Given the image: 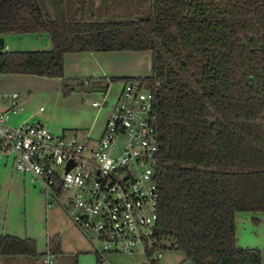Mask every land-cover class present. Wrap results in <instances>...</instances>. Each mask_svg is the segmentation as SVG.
<instances>
[{"label": "trees", "instance_id": "1", "mask_svg": "<svg viewBox=\"0 0 264 264\" xmlns=\"http://www.w3.org/2000/svg\"><path fill=\"white\" fill-rule=\"evenodd\" d=\"M145 1V18L67 21L44 0H0V37L46 33L53 45L0 50V75L63 78L66 53L152 52V76L110 82L142 79L156 94V241L194 264H263L260 249L238 246L236 215L264 213V0ZM48 252L62 253L59 237ZM17 256L38 258L36 242L0 236V258Z\"/></svg>", "mask_w": 264, "mask_h": 264}, {"label": "built area", "instance_id": "2", "mask_svg": "<svg viewBox=\"0 0 264 264\" xmlns=\"http://www.w3.org/2000/svg\"><path fill=\"white\" fill-rule=\"evenodd\" d=\"M107 92L101 90L94 107L105 106ZM23 109L18 93L4 94L0 152L13 159L16 171L63 207L96 257L105 261L113 254L132 260L128 264H160L164 246L154 237L161 202L155 92L142 79L123 81L99 137L88 131L55 135L41 122L12 125L11 117ZM136 256L141 260L133 261ZM54 257L48 252L43 263L54 264Z\"/></svg>", "mask_w": 264, "mask_h": 264}, {"label": "crops", "instance_id": "3", "mask_svg": "<svg viewBox=\"0 0 264 264\" xmlns=\"http://www.w3.org/2000/svg\"><path fill=\"white\" fill-rule=\"evenodd\" d=\"M78 2L81 3L82 0ZM103 2L114 1L85 0L87 5L97 8ZM123 2L129 6L127 0H116L115 4L122 8ZM84 17L95 20L94 16ZM3 38L7 51H25L20 50L19 46H14V41L19 45L44 41L46 49L51 50L53 47L50 37L45 34L28 37L12 34ZM8 38L12 48L8 45ZM64 61L63 78L0 75V107H3L4 94L18 93L24 108L11 117L12 125L41 122L55 135L73 130L88 131L93 137H99L123 87L121 81H110L114 78H145L153 74V54L150 51L71 52L65 54ZM86 80H90L89 85L85 84ZM107 83V103L101 108L94 107L93 102L101 99V90H104L101 86ZM65 84L75 87L68 95L64 94ZM90 88L92 92L88 91ZM50 204V198L42 193L39 184L29 176L18 173L13 159L0 152V236L32 239L38 249V258L25 257L17 261L14 257H2L0 264H35L34 261L41 263L48 253L49 239L55 236L59 237L62 249V253L55 257H58V264H64L65 257L70 255V227L63 228L57 211L49 209ZM256 221L259 226L263 224L260 218H255L254 222ZM75 252L76 264L98 262L92 250H81L78 247ZM102 264L111 263L106 258Z\"/></svg>", "mask_w": 264, "mask_h": 264}, {"label": "rangeland", "instance_id": "4", "mask_svg": "<svg viewBox=\"0 0 264 264\" xmlns=\"http://www.w3.org/2000/svg\"><path fill=\"white\" fill-rule=\"evenodd\" d=\"M113 3L111 2H103V4L97 8L96 6H89L85 3V0L82 2H78V0H44V6L52 12V14L60 19L67 21L74 20H83L85 17L94 16L97 21H111V20H136L140 18H145L150 15L151 11V2L145 1L140 2V0H127L129 6L125 5L123 2V7L118 8L115 4L116 0ZM125 1V0H124ZM92 4V3H91ZM42 34V33H41ZM47 35L46 33H43ZM29 35L33 34H21ZM35 35V34H34ZM8 45L11 47L10 40H7ZM14 46L21 47L20 50L25 51H45L47 46L44 44V41H40L39 43L25 44L19 45L13 42ZM13 46V45H12ZM12 48V47H11ZM14 50V49H13ZM92 92V89L88 90ZM87 105L88 102L86 101ZM73 131V130H71ZM62 202H64V197H61ZM50 208L57 211L59 216V221L63 228L66 226L70 227V255L65 257L64 264L69 262V264H76V253L75 248H81V250H92L93 246L90 241L83 235V233L77 228V226L73 223V221L69 218L63 207L57 203L54 199L50 198ZM262 219L263 224L261 226L258 225L257 222H254V219ZM236 235H237V244L242 248H253L260 249L264 254V213H252V212H240L236 215ZM164 246L163 249V257L160 260V264H194L187 256L178 250L172 249L170 247V241L164 240L160 243ZM15 259H25L24 256L14 257ZM141 256H136L133 261L141 260ZM33 259V258H30ZM108 261L111 264H128L132 263V260H129L123 256L109 254L107 256ZM63 261V258H62ZM35 264H44L42 262L34 261ZM55 264H58V257H54Z\"/></svg>", "mask_w": 264, "mask_h": 264}, {"label": "water", "instance_id": "5", "mask_svg": "<svg viewBox=\"0 0 264 264\" xmlns=\"http://www.w3.org/2000/svg\"><path fill=\"white\" fill-rule=\"evenodd\" d=\"M5 48V40L3 37H0V50H3ZM70 169V166L68 167V170Z\"/></svg>", "mask_w": 264, "mask_h": 264}]
</instances>
